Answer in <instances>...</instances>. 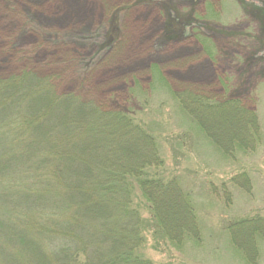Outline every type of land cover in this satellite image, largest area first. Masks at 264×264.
Here are the masks:
<instances>
[{
  "label": "rangeland",
  "instance_id": "374dc122",
  "mask_svg": "<svg viewBox=\"0 0 264 264\" xmlns=\"http://www.w3.org/2000/svg\"><path fill=\"white\" fill-rule=\"evenodd\" d=\"M244 1L0 0V79L32 73L59 95L128 112L157 142V173L191 199L196 220L179 226L190 242L172 246L133 192L139 250L154 264H264V244L250 261L224 232L231 219L264 218V19L243 7L264 0ZM175 94L240 102L257 121L255 140L243 152L220 148L201 125L209 115L193 120ZM229 120L207 127L220 144L238 132Z\"/></svg>",
  "mask_w": 264,
  "mask_h": 264
},
{
  "label": "trees",
  "instance_id": "16d2710c",
  "mask_svg": "<svg viewBox=\"0 0 264 264\" xmlns=\"http://www.w3.org/2000/svg\"><path fill=\"white\" fill-rule=\"evenodd\" d=\"M243 7L264 19V7ZM16 77L0 79V264H154L139 250L143 219L132 204L134 191L146 200L165 242H190L179 226L190 230L188 218L196 220L191 199L176 178L157 173L163 161L144 126L124 110L59 95L32 73ZM175 98L200 124L198 112L221 126L228 116L236 119L226 121L238 129L227 145L208 132L211 121L201 124L229 153L255 140L257 121L242 115L240 102ZM237 179L231 184L238 186ZM173 210L180 212L177 222ZM225 224L230 244H242L239 250L252 261L264 244V218Z\"/></svg>",
  "mask_w": 264,
  "mask_h": 264
}]
</instances>
